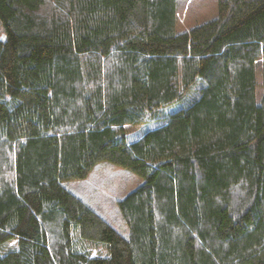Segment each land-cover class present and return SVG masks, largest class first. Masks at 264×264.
<instances>
[{
  "label": "trees",
  "instance_id": "1",
  "mask_svg": "<svg viewBox=\"0 0 264 264\" xmlns=\"http://www.w3.org/2000/svg\"><path fill=\"white\" fill-rule=\"evenodd\" d=\"M0 25V264H264V0L188 30L177 0H0ZM101 164L143 180L126 237L65 185Z\"/></svg>",
  "mask_w": 264,
  "mask_h": 264
},
{
  "label": "rangeland",
  "instance_id": "2",
  "mask_svg": "<svg viewBox=\"0 0 264 264\" xmlns=\"http://www.w3.org/2000/svg\"><path fill=\"white\" fill-rule=\"evenodd\" d=\"M217 13V0H177V29L188 30L189 28L212 20ZM0 39L4 40V32L0 25ZM257 101H260L261 79L257 73ZM179 105L176 104L167 109L166 112H173ZM158 124L144 126L125 127L124 131L129 141H137L144 133L154 130ZM143 183V180L116 166L109 164L98 165L84 181L66 183V187L77 197L84 200L96 213L107 221L115 230L123 236H127L123 220L117 209V202L128 193ZM75 248L91 257L105 255L102 247L83 243L74 237ZM16 248V242L8 244L4 251Z\"/></svg>",
  "mask_w": 264,
  "mask_h": 264
}]
</instances>
